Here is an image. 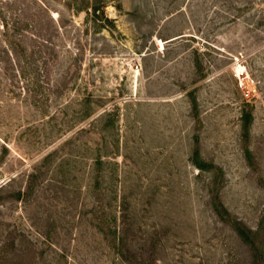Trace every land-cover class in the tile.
<instances>
[{"label":"rangeland","instance_id":"rangeland-1","mask_svg":"<svg viewBox=\"0 0 264 264\" xmlns=\"http://www.w3.org/2000/svg\"><path fill=\"white\" fill-rule=\"evenodd\" d=\"M0 264H264V0H0Z\"/></svg>","mask_w":264,"mask_h":264}]
</instances>
